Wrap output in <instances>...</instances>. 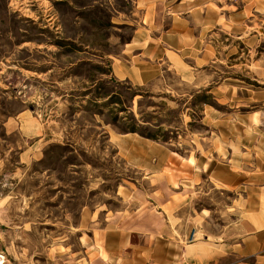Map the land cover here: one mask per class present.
Returning <instances> with one entry per match:
<instances>
[{
	"label": "rangeland",
	"instance_id": "1",
	"mask_svg": "<svg viewBox=\"0 0 264 264\" xmlns=\"http://www.w3.org/2000/svg\"><path fill=\"white\" fill-rule=\"evenodd\" d=\"M241 4L249 13L241 31H219L218 59L202 75L214 79L208 89L221 86L218 100L171 70L174 93L115 77L110 59L131 36L125 21L134 0H0L3 264H122L120 255L86 253L92 227L102 222L85 229L84 210L101 208L104 216L135 207L137 188L149 190L159 179L127 163L111 140L113 130L135 127L179 153L199 154L214 128L206 124L207 100L224 120L218 133L229 144L238 135H264V0ZM250 113L257 114L255 127L247 126ZM179 173L187 174L172 164L164 171L174 184ZM232 195L200 193L187 211L203 208L220 221L227 211L220 201Z\"/></svg>",
	"mask_w": 264,
	"mask_h": 264
},
{
	"label": "crops",
	"instance_id": "2",
	"mask_svg": "<svg viewBox=\"0 0 264 264\" xmlns=\"http://www.w3.org/2000/svg\"><path fill=\"white\" fill-rule=\"evenodd\" d=\"M244 7L241 0H134L125 21L132 33L111 56L113 74L138 86L154 85L158 90L152 92L163 94L175 91L166 76L171 70L181 82L206 88L219 100L221 86L208 89L214 79L203 77V71L218 59L219 31H241L242 16H249ZM204 111L206 124L217 130L201 140L199 154L184 155L169 142L137 131L110 133L127 163L159 182L146 191L137 188L135 207L106 210L104 216L101 208L85 209L82 227L102 222L92 227L86 253L107 254L110 260L120 255L122 264H264V135H238L229 144L218 133L224 120L207 102ZM245 119L247 126L258 125L255 113ZM191 158L190 165L183 162ZM171 164L187 173L178 174V184L164 174ZM214 189L233 192L230 201H220L227 207L220 221L203 208L187 211L195 196Z\"/></svg>",
	"mask_w": 264,
	"mask_h": 264
},
{
	"label": "trees",
	"instance_id": "3",
	"mask_svg": "<svg viewBox=\"0 0 264 264\" xmlns=\"http://www.w3.org/2000/svg\"><path fill=\"white\" fill-rule=\"evenodd\" d=\"M207 102V100H205ZM130 131H138L135 127H132V129H130ZM139 133L145 135V136H148V137H152V138H158L157 134H154V133H151V132H141V131H138Z\"/></svg>",
	"mask_w": 264,
	"mask_h": 264
},
{
	"label": "built area",
	"instance_id": "4",
	"mask_svg": "<svg viewBox=\"0 0 264 264\" xmlns=\"http://www.w3.org/2000/svg\"><path fill=\"white\" fill-rule=\"evenodd\" d=\"M0 264H3V259H2L1 253H0Z\"/></svg>",
	"mask_w": 264,
	"mask_h": 264
}]
</instances>
